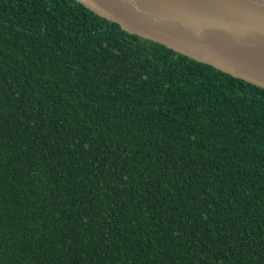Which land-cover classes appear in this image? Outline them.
Returning a JSON list of instances; mask_svg holds the SVG:
<instances>
[{
	"label": "trees",
	"instance_id": "16d2710c",
	"mask_svg": "<svg viewBox=\"0 0 264 264\" xmlns=\"http://www.w3.org/2000/svg\"><path fill=\"white\" fill-rule=\"evenodd\" d=\"M0 264H264V88L0 0Z\"/></svg>",
	"mask_w": 264,
	"mask_h": 264
},
{
	"label": "water",
	"instance_id": "95a60500",
	"mask_svg": "<svg viewBox=\"0 0 264 264\" xmlns=\"http://www.w3.org/2000/svg\"><path fill=\"white\" fill-rule=\"evenodd\" d=\"M127 31L264 88V0H78Z\"/></svg>",
	"mask_w": 264,
	"mask_h": 264
}]
</instances>
